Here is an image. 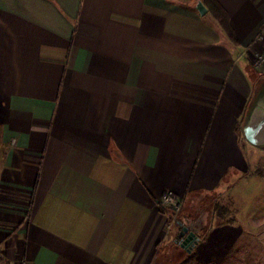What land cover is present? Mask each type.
<instances>
[{
	"label": "crops",
	"instance_id": "0c3cea01",
	"mask_svg": "<svg viewBox=\"0 0 264 264\" xmlns=\"http://www.w3.org/2000/svg\"><path fill=\"white\" fill-rule=\"evenodd\" d=\"M215 1L234 42L203 0H0V264H152L180 231L162 194L210 213L264 85V0ZM234 234L191 251L220 264Z\"/></svg>",
	"mask_w": 264,
	"mask_h": 264
},
{
	"label": "rangeland",
	"instance_id": "374dc122",
	"mask_svg": "<svg viewBox=\"0 0 264 264\" xmlns=\"http://www.w3.org/2000/svg\"><path fill=\"white\" fill-rule=\"evenodd\" d=\"M239 150L245 162L244 171H234L231 185L222 193L210 196L212 203L208 211L212 212L213 219L210 213L197 216L203 223L200 231L205 234V228L211 225L235 229L236 234L225 247V257L220 264H264V229H259L264 224V149L244 140ZM187 203L184 202L181 211H188ZM176 230L172 225L171 232ZM192 253L188 254L170 238L157 253V259H167L170 264L182 261L202 264Z\"/></svg>",
	"mask_w": 264,
	"mask_h": 264
},
{
	"label": "water",
	"instance_id": "95a60500",
	"mask_svg": "<svg viewBox=\"0 0 264 264\" xmlns=\"http://www.w3.org/2000/svg\"><path fill=\"white\" fill-rule=\"evenodd\" d=\"M195 8L200 15L205 12V9L200 2L196 4ZM240 130L245 142L253 147L264 149V85H262L252 97L241 122ZM193 222H196L195 228L189 225V223L193 224ZM179 225H181L179 231L180 236H183L188 232L185 239L179 242V246L186 252H189L192 245L189 244V241L192 238L195 240L197 239L201 229V222L199 218L196 217L189 222L178 221V226Z\"/></svg>",
	"mask_w": 264,
	"mask_h": 264
},
{
	"label": "built area",
	"instance_id": "2783aa9c",
	"mask_svg": "<svg viewBox=\"0 0 264 264\" xmlns=\"http://www.w3.org/2000/svg\"><path fill=\"white\" fill-rule=\"evenodd\" d=\"M255 47L250 59V65L256 72L260 73L264 70V25L261 31L255 38ZM182 204V197L173 193L166 192L159 198V205L167 208L170 211V218L165 224V230L168 231L170 226L175 222L177 216L179 215L180 208ZM18 264H26L24 261Z\"/></svg>",
	"mask_w": 264,
	"mask_h": 264
},
{
	"label": "trees",
	"instance_id": "16d2710c",
	"mask_svg": "<svg viewBox=\"0 0 264 264\" xmlns=\"http://www.w3.org/2000/svg\"><path fill=\"white\" fill-rule=\"evenodd\" d=\"M203 2L205 3L206 5V13L204 14V16H209V19L211 21H213L216 26L220 29V31L229 39L231 40L232 42H234V38L232 37L231 35V30L227 24V18H226V14L225 12L222 10V8L216 3L215 0H203ZM178 220H179V215L177 216V219L175 220L174 224L175 226L177 227V230H180L179 227H178ZM181 236L179 235V232L177 231V234H176V237L174 238L173 243L175 245H177L178 247H180L178 244H179V238ZM195 241V239L193 240ZM192 241L191 244H194ZM193 246V245H191ZM183 249V248H182ZM193 251H190L187 252L188 254H191ZM158 253V252H157ZM193 254V253H192ZM195 262V261H193ZM196 263V262H195ZM152 264H170L169 261L166 259H157V254L155 256V259L153 261ZM175 264H188L187 261H182V262H178V263H175ZM196 264H199V263H196ZM207 264H212V263H207Z\"/></svg>",
	"mask_w": 264,
	"mask_h": 264
},
{
	"label": "flooded vegetation",
	"instance_id": "af4514ba",
	"mask_svg": "<svg viewBox=\"0 0 264 264\" xmlns=\"http://www.w3.org/2000/svg\"><path fill=\"white\" fill-rule=\"evenodd\" d=\"M189 225H191V227H193V228H195V225H196V222H193V224H190L189 223ZM199 225V224H198ZM187 234H188V232L187 233H185L183 236H181L180 238H179V242H181V240H183V239H185V237L187 236ZM194 240V238H192V239H190V243L189 244H191V242ZM179 245V244H178Z\"/></svg>",
	"mask_w": 264,
	"mask_h": 264
}]
</instances>
